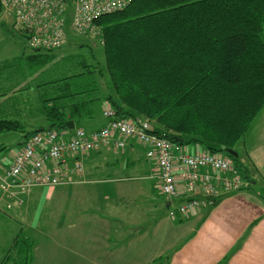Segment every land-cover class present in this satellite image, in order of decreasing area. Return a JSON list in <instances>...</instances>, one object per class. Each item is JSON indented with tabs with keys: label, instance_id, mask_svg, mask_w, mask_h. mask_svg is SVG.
Returning <instances> with one entry per match:
<instances>
[{
	"label": "trees",
	"instance_id": "trees-1",
	"mask_svg": "<svg viewBox=\"0 0 264 264\" xmlns=\"http://www.w3.org/2000/svg\"><path fill=\"white\" fill-rule=\"evenodd\" d=\"M94 23L102 60L91 53L88 61L82 54L57 58L53 50H32L27 58L36 65L33 75L42 68L61 75L44 83L43 96L40 84L31 89L22 84L26 80L12 81L1 92L3 102L19 89L36 94L16 103L14 113H2L0 131L19 130L25 112L43 117L46 128L68 130V121L92 118L94 103L103 100L117 118L149 119L181 151L195 144L231 158L248 180L239 155L226 149H234L264 105V0H131ZM76 58L80 71H67ZM43 128L25 131L22 139ZM10 250L4 264L33 263L26 238Z\"/></svg>",
	"mask_w": 264,
	"mask_h": 264
},
{
	"label": "crops",
	"instance_id": "crops-1",
	"mask_svg": "<svg viewBox=\"0 0 264 264\" xmlns=\"http://www.w3.org/2000/svg\"><path fill=\"white\" fill-rule=\"evenodd\" d=\"M247 131L252 139L243 158L249 185L185 217L157 211L155 182H143L154 180L147 177L149 168L136 163L139 144L133 140L123 150L89 152L74 183L45 187L48 194L73 195L74 202L86 205L82 215L69 209L58 213L51 227L26 225L27 209L35 207L36 219L48 200L34 195L33 188L7 209L0 193V264L15 242L9 220L20 223L19 236L31 242L32 264H217L228 255L227 264H264V105ZM181 149L190 154L201 150ZM66 202L56 200L55 209Z\"/></svg>",
	"mask_w": 264,
	"mask_h": 264
},
{
	"label": "built area",
	"instance_id": "built-area-1",
	"mask_svg": "<svg viewBox=\"0 0 264 264\" xmlns=\"http://www.w3.org/2000/svg\"><path fill=\"white\" fill-rule=\"evenodd\" d=\"M130 1L0 0V5L13 26L24 31L31 50L52 51L68 43V30L93 35L96 18L123 9ZM102 115L106 122L96 129L43 128L26 137L9 159L1 156L0 193L7 209L20 204L34 187L74 183L84 172L83 159L89 152L123 150L131 140L142 145L145 157L153 162L150 177L164 203L169 201L170 218L212 207L224 195L249 185L227 156L203 150L185 153L157 134L149 119L117 118L110 106Z\"/></svg>",
	"mask_w": 264,
	"mask_h": 264
},
{
	"label": "rangeland",
	"instance_id": "rangeland-1",
	"mask_svg": "<svg viewBox=\"0 0 264 264\" xmlns=\"http://www.w3.org/2000/svg\"><path fill=\"white\" fill-rule=\"evenodd\" d=\"M72 13H68V24L71 20ZM98 27L95 25V29L93 31V35H77L72 33L70 30H68V36L70 43H66L65 45L61 46L60 48L54 49L57 58L65 55V54H74V55H84V57L89 61L91 60V54H94L96 57V60H102V47L98 44ZM69 29V28H68ZM79 44H85L90 45L91 50L86 47H79ZM32 50L29 46L26 38L15 31V27L13 26V21L10 17L7 15L0 14V95L1 92L5 93V90L8 91L9 86L12 84V81L15 84L22 81H25L22 84H26L28 87L36 86L37 84H40L41 87L39 89V93H41V96L44 95L45 92V85L44 83L51 78H59L61 75V70L57 69L55 71H52L47 68H42L38 70L35 75L34 70L36 69V65H31L29 63V60L27 58V55L31 54ZM80 58H76L71 66H66L65 69L69 72H78L79 64H80ZM38 75V76H37ZM12 79V80H11ZM27 91L24 89H19L15 91L14 96L9 98L7 102H3L1 100L0 96V117H2V113L5 111L8 114L10 112L17 111V106L23 104L22 100L26 95L33 96V94H36L35 90L29 93H26ZM5 99V98H4ZM20 102L19 105L16 106V103ZM14 106V109H12ZM106 108V104L103 100H99L94 103V109L95 112L93 114L92 118H87L82 120L80 123L75 124V127H83L85 129H92L99 127L103 124L105 121V118L102 115L103 109ZM34 116V118L32 117ZM3 118V117H2ZM21 127L17 131H0V157L4 156L6 158H10L15 151H17L20 147V142L24 140L22 139L23 133L25 131L39 128V127H48V122L43 119L40 115H30L29 113L25 112L21 115L20 118ZM151 126L154 128L155 125L151 123ZM250 131V130H249ZM249 131H247L243 137L234 145V151L239 155L240 163L238 164V167H244L245 166V159L243 158V155H245L247 146L250 144L252 137L249 136ZM252 135V134H251ZM135 161L138 164L139 167L143 166L146 170L149 168V173L147 175L151 176L153 172V162L151 160H148L144 155V147L142 145L135 146ZM201 147L195 144L188 145V150H200ZM244 159V161H243ZM242 165V166H241ZM143 182L146 185H151L154 181L151 179H145ZM150 187V186H149ZM33 189V188H32ZM31 189V190H32ZM30 190V191H31ZM29 191V192H30ZM57 189H55V192ZM28 192V193H29ZM49 188H45V186L41 187H34L33 194L40 196L44 202L41 205V210L39 213V216L35 219V217H32V214L34 213V208L27 209L28 212L25 213L24 217V224H31L33 223L34 227H39L42 225V227H51L53 226V223L55 222V218L57 219L58 213H65V210L72 209L73 212H75V216L84 214L83 209L86 208V205H80V202H74V197L66 195L64 193L58 195L54 193H49ZM153 194V199H155L157 204V211L166 210L167 208L164 207L163 200L161 196H158L156 193ZM27 194L24 195V197ZM63 199L66 202V204L62 207V209H55L56 200ZM137 201H135V204ZM40 217V218H39ZM33 218V220H32ZM16 219V217L14 218ZM6 220V219H5ZM41 220V221H40ZM31 221V222H30ZM80 221V220H79ZM43 223V224H42ZM13 227L14 229V239L16 241L21 240L22 234V226L20 227V223H17L16 221L9 220L8 221V232H10V227ZM21 232V233H20ZM20 233V234H19ZM20 235V236H19ZM22 244L21 242H19Z\"/></svg>",
	"mask_w": 264,
	"mask_h": 264
},
{
	"label": "water",
	"instance_id": "water-1",
	"mask_svg": "<svg viewBox=\"0 0 264 264\" xmlns=\"http://www.w3.org/2000/svg\"><path fill=\"white\" fill-rule=\"evenodd\" d=\"M66 126H67V129H69V130H71V129H73L75 127L73 121H68L67 124H66ZM226 152L230 156H232L234 158H236L238 156V154L234 150H232V149H226ZM168 205H169V201L166 202L165 207H168Z\"/></svg>",
	"mask_w": 264,
	"mask_h": 264
},
{
	"label": "bare ground",
	"instance_id": "bare-ground-1",
	"mask_svg": "<svg viewBox=\"0 0 264 264\" xmlns=\"http://www.w3.org/2000/svg\"><path fill=\"white\" fill-rule=\"evenodd\" d=\"M21 143V142H20Z\"/></svg>",
	"mask_w": 264,
	"mask_h": 264
}]
</instances>
